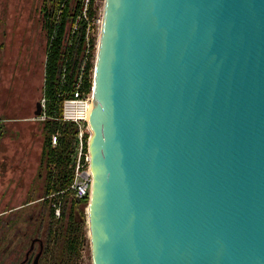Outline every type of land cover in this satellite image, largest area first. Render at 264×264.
I'll return each mask as SVG.
<instances>
[{
	"label": "water",
	"instance_id": "1",
	"mask_svg": "<svg viewBox=\"0 0 264 264\" xmlns=\"http://www.w3.org/2000/svg\"><path fill=\"white\" fill-rule=\"evenodd\" d=\"M92 89L93 264H264V0H105Z\"/></svg>",
	"mask_w": 264,
	"mask_h": 264
},
{
	"label": "rangeland",
	"instance_id": "2",
	"mask_svg": "<svg viewBox=\"0 0 264 264\" xmlns=\"http://www.w3.org/2000/svg\"><path fill=\"white\" fill-rule=\"evenodd\" d=\"M104 2L96 0L95 15H103ZM47 4L49 0H0V120H8L0 136V264H31L38 248L39 264H93L88 204H74L68 183L75 126L56 119V126L43 123L34 112L44 98ZM95 31L90 54L94 66ZM57 132L60 139L50 158L46 144ZM65 135L73 142L62 151ZM70 213L74 216L69 219Z\"/></svg>",
	"mask_w": 264,
	"mask_h": 264
},
{
	"label": "trees",
	"instance_id": "3",
	"mask_svg": "<svg viewBox=\"0 0 264 264\" xmlns=\"http://www.w3.org/2000/svg\"><path fill=\"white\" fill-rule=\"evenodd\" d=\"M95 5L96 0H90L91 17L96 16V11L93 9ZM82 6L83 0H49V4L44 6L45 27L48 30L49 36L44 97L48 100L46 107L47 114L51 116L45 123L48 124L52 122L54 126H56L57 123L54 119V117H56L55 115L62 114L63 101L65 99L63 93L65 91H72L76 86L86 57V23L81 20L78 27L74 29L77 16ZM92 48L93 45L91 44V50ZM90 54L91 53H89V58L86 61L83 72V84L86 91H89L93 85L92 69L94 70V64H92L90 60ZM65 124H67V127H69V125L75 126L73 132V138L75 139L78 130L77 125L70 122H66ZM3 129L4 126L0 123V136L4 133ZM68 129L69 128L64 129V131L68 132ZM50 138L46 144V152L47 155H50V158H52L56 149L52 147ZM72 142L69 141L65 135L61 139L62 147H64L62 151H65L72 145ZM70 171L71 176L68 179V183L73 181V169H70ZM66 176H68V173ZM49 192L50 189L48 188L47 194ZM73 201L77 207H80L83 203L88 204V199L74 197ZM73 216L74 214L70 213L69 219Z\"/></svg>",
	"mask_w": 264,
	"mask_h": 264
},
{
	"label": "built area",
	"instance_id": "4",
	"mask_svg": "<svg viewBox=\"0 0 264 264\" xmlns=\"http://www.w3.org/2000/svg\"><path fill=\"white\" fill-rule=\"evenodd\" d=\"M81 20L86 23L87 40L86 57L82 66V72L73 90L70 92L65 91L63 93L65 99L63 101L62 114L60 117H54V119L63 122H70L76 124L78 127L75 146L72 155L73 181L69 189L72 190V194L74 197L79 199H88L89 202L92 190L93 177L90 167V155L88 149V117L93 95V89L92 87L89 91H86L84 89L83 72L85 69L86 61L89 58V53H91V41L96 35L95 30L97 29V35L99 37L102 24V16H90V0H83V6L79 12V15L77 16L74 29L78 27V24ZM41 103L43 110L42 114L39 115L38 118L41 121H46L51 117L47 114L46 111L48 103L47 98L44 97ZM59 137V132L55 133L52 136L51 142L54 147L58 144ZM54 206H56V204H54ZM56 213L58 216L61 214L59 208L57 209Z\"/></svg>",
	"mask_w": 264,
	"mask_h": 264
},
{
	"label": "flooded vegetation",
	"instance_id": "5",
	"mask_svg": "<svg viewBox=\"0 0 264 264\" xmlns=\"http://www.w3.org/2000/svg\"><path fill=\"white\" fill-rule=\"evenodd\" d=\"M39 102L40 101H37L36 102V109L34 110V112H36L38 110V104H39ZM36 241H37V238L33 241L30 249L26 252V257L25 258H29V255H30L31 251H33V247H34ZM38 245H39V240H38ZM31 264H39V248H38V251L36 252V254L33 257L32 261H31Z\"/></svg>",
	"mask_w": 264,
	"mask_h": 264
},
{
	"label": "crops",
	"instance_id": "6",
	"mask_svg": "<svg viewBox=\"0 0 264 264\" xmlns=\"http://www.w3.org/2000/svg\"><path fill=\"white\" fill-rule=\"evenodd\" d=\"M8 120H0V123L3 124L4 126V131L6 132V129H7V125L5 124V122H7ZM43 123H45L44 121H42ZM6 134V133H5ZM52 138V137H51ZM1 140H2V137H1ZM1 140H0V145H1ZM5 140V139H4ZM52 143V142H51ZM2 145H3V142H2ZM53 146V145H52Z\"/></svg>",
	"mask_w": 264,
	"mask_h": 264
}]
</instances>
